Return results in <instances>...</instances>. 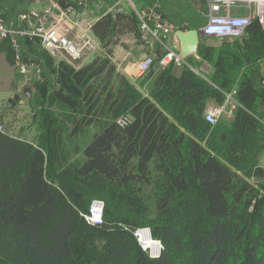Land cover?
<instances>
[{"label":"trees","instance_id":"obj_1","mask_svg":"<svg viewBox=\"0 0 264 264\" xmlns=\"http://www.w3.org/2000/svg\"><path fill=\"white\" fill-rule=\"evenodd\" d=\"M139 24L135 10L100 17L92 31L105 54L62 59L52 88L30 86L36 142L0 133V264H264V29L201 40L210 74L190 62L132 79L111 46ZM233 91V119L208 122L210 102ZM88 126L99 130L79 149ZM94 199L105 202L101 225L83 216ZM144 226L159 257L134 235Z\"/></svg>","mask_w":264,"mask_h":264},{"label":"crops","instance_id":"obj_2","mask_svg":"<svg viewBox=\"0 0 264 264\" xmlns=\"http://www.w3.org/2000/svg\"><path fill=\"white\" fill-rule=\"evenodd\" d=\"M111 1L115 3L112 4ZM65 3L67 7H63L59 0H0V14L5 17L10 28L19 30L23 26V22L20 19L23 12L31 9L42 10L52 7V19L58 20L60 27L66 31L69 38L77 42L82 41L84 38H89L96 44V49L87 53L78 62V65H83L90 63L96 56L103 55L106 52L103 44L92 31V26L100 17L109 12L115 13L120 9L129 13L134 11L135 7L140 10L154 7L173 26V30L169 34L162 36V40L168 48L183 58L185 61L183 69L185 64L188 65L191 62L190 67L199 74H210L213 71V67L209 62L200 61V56L195 54L183 56L185 42L179 34L190 30H202L208 21V0H66ZM238 10L241 11L238 7L234 8V12H239ZM151 24L153 25L152 22ZM14 38L20 44L24 59L31 64V68L26 74L17 72L13 62V54L9 55V49ZM114 38L117 41L111 46L113 49V60L117 64L118 69L132 79H137L141 76L138 69V64L141 60L149 55L158 58L165 53V47L160 40L150 38L149 41H144L141 38V30L137 33L135 27H131V25L130 28L120 27ZM201 40L212 46H218L223 41L218 38L216 41L207 36L201 37ZM62 59H66L63 53L52 54L35 38L13 35L11 39L0 42V79L11 83L13 88H17L16 92H18V88L26 84L30 87L42 82H47L48 86L52 88L54 86V68ZM153 67L161 69L157 64ZM261 71L264 78V64H262ZM257 77L260 78V75L258 74ZM258 86L264 87V79L258 80ZM236 106L237 101L234 98L233 91L227 94V99L222 106L212 101L208 109L224 107L226 111L230 112V115L227 114L233 117ZM222 115L224 116V113ZM9 133L21 139L36 142L39 136V129L35 124L34 128H21L19 134ZM261 165H264V158L261 160Z\"/></svg>","mask_w":264,"mask_h":264},{"label":"built area","instance_id":"obj_3","mask_svg":"<svg viewBox=\"0 0 264 264\" xmlns=\"http://www.w3.org/2000/svg\"><path fill=\"white\" fill-rule=\"evenodd\" d=\"M208 7V21L202 28L207 37L239 39L245 35L247 29L255 21H258L264 28V0H208ZM237 7L241 11L234 12V8ZM134 10L140 20L141 38L144 41L156 38L165 47V53L162 56L156 58L149 55L139 62L140 74L147 73L155 64L161 68L169 67L171 64L183 65L185 63L183 58L168 48L162 40V36L169 34L173 30V26L154 7L142 10L135 7ZM52 15V7L23 12L20 16L23 26L19 30H13L8 26L5 17L0 14V42L11 39L13 35L28 36L37 39L52 54L63 53L69 61L74 63L79 62L87 53L96 49V44L89 38H84L80 42L69 38L66 31L60 27L58 20L52 19ZM11 44L14 49L16 70L20 74H26L30 70L31 64L24 59L16 38L12 40ZM223 113L230 115V112L221 107L208 109L205 117L208 122L215 124ZM127 118L121 119V124H126L129 119ZM4 131V126L0 122V133ZM104 208L103 200L94 199L89 211L83 216L89 224L101 225L104 220ZM134 235L142 249L150 257L156 258L161 255L164 245L159 239L153 237L150 227H138L134 230Z\"/></svg>","mask_w":264,"mask_h":264},{"label":"rangeland","instance_id":"obj_4","mask_svg":"<svg viewBox=\"0 0 264 264\" xmlns=\"http://www.w3.org/2000/svg\"><path fill=\"white\" fill-rule=\"evenodd\" d=\"M210 38L217 41L215 37ZM26 87H29L28 84L18 88V92H16L17 88H13L11 83L0 79V122L3 124L5 131L12 132L13 134H19L21 128L29 129L35 127V123L33 122L35 113L30 107L28 99L23 94V90ZM20 102L24 103L21 104ZM98 130L97 126L84 128L79 135L82 144L79 149H82L85 143L89 144ZM64 148L66 149L67 146H64ZM79 149L75 150L72 147L71 152L77 151L76 153H80Z\"/></svg>","mask_w":264,"mask_h":264},{"label":"water","instance_id":"obj_5","mask_svg":"<svg viewBox=\"0 0 264 264\" xmlns=\"http://www.w3.org/2000/svg\"><path fill=\"white\" fill-rule=\"evenodd\" d=\"M112 4H114V1H111ZM181 38L184 40V48H183V56L186 57L188 55H198V45L200 43L201 37H204L205 34L203 30H190L187 32H180L179 33ZM223 41H233L234 38L232 37H224L222 39ZM199 56V55H198ZM183 70V65H175L174 67V73L175 74H180L181 71ZM24 96L28 99V101L31 100L32 97V89L30 87H26L23 90ZM131 120H134V117L129 114L128 116ZM224 117L232 120L233 117L229 116L227 113H224Z\"/></svg>","mask_w":264,"mask_h":264}]
</instances>
